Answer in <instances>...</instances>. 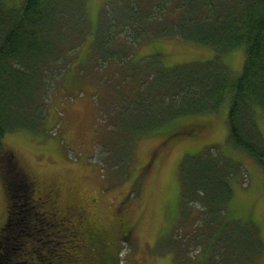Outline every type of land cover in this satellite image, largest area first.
Wrapping results in <instances>:
<instances>
[{"label": "rangeland", "instance_id": "obj_1", "mask_svg": "<svg viewBox=\"0 0 264 264\" xmlns=\"http://www.w3.org/2000/svg\"><path fill=\"white\" fill-rule=\"evenodd\" d=\"M24 2L0 0V5L20 9ZM108 2L86 0L90 31L81 44L65 53L67 66L44 94L45 119L39 114V96L12 95V100L19 101L7 110L10 116L4 123L16 128L8 130L1 142L13 158L5 161L0 148V231L14 219L13 212L7 218L6 175L1 167V162H7L16 173L13 201L21 200L25 190L17 173L35 180L36 196L50 190L56 193L47 197L46 207L82 238L81 248L75 243L72 264H111L112 257L120 259L118 264H206L205 252L214 250L217 226L203 242L199 225L205 213L193 197L184 199V181L190 185L189 194L196 186L221 190L215 185L217 175L232 188L224 218L235 217L254 226L260 244L253 263L264 264V164L228 138L232 94L226 93L217 110L189 114L182 121L169 120L148 130L133 128L137 120L123 114L128 103L123 93L135 89L142 76L149 74V78L162 67L176 66L171 76L190 77L195 71H207L219 53L210 44L162 35L138 42L126 64L112 61L99 66L94 58L95 37ZM36 62H29L34 77L40 73ZM194 62L201 66L184 67ZM218 62L232 80L238 79L246 62L245 47L224 52ZM258 114L264 138V116ZM120 115L129 120L128 130L122 127L125 122ZM178 125L196 126L202 136L177 140L174 128ZM211 149L222 156L217 167L216 161L195 155ZM100 232L102 244L92 235ZM123 233H127L124 238ZM1 240L0 233V245ZM238 250L247 254L246 243Z\"/></svg>", "mask_w": 264, "mask_h": 264}, {"label": "trees", "instance_id": "obj_2", "mask_svg": "<svg viewBox=\"0 0 264 264\" xmlns=\"http://www.w3.org/2000/svg\"><path fill=\"white\" fill-rule=\"evenodd\" d=\"M85 2L25 0L20 9L0 5V148L5 161L13 158L1 144L4 134L16 128L4 124L10 116L7 110L19 101V98L11 99L13 93L20 92L27 99L39 96V114L42 119L46 118L44 94H48L53 81H57L67 66L69 56L65 53L81 44L90 31ZM162 35L182 36L210 44L219 55L209 62L207 71H195L190 77L182 78L175 73L171 76V70L176 66L162 67L149 78V74L142 76V82L135 89L123 93L124 100L128 101L122 108L123 114L137 120L133 128L155 127L189 114L217 110L226 93H230L228 138L264 164V138L257 122L259 112L264 116V0H109L96 32L94 58L99 66L112 61L126 64L131 59L129 51L138 42ZM240 45L245 47L246 62L241 76L232 80L230 72L218 60L221 54ZM32 61L39 62L37 77L30 68ZM194 66L201 64L184 65ZM139 96L142 97L137 102ZM120 119L125 122L122 127L128 130L129 120L121 115ZM119 127L120 122L117 130ZM189 130L195 137H190L193 140L202 136L196 126ZM213 149L195 155L216 161L217 167L222 156ZM188 159L182 169L189 163ZM234 166L239 171V167ZM1 167L6 175L3 180L8 198L7 218L13 212L14 219L0 231V264H72L73 251L77 250L75 243L81 248L82 238L72 226H64L54 210L46 207L47 197L54 196L55 192L50 190L36 196L35 180L25 172H22L25 175L17 173L25 190L16 204L12 200L16 173L8 168L7 162H1ZM216 180L215 185L221 190L216 186L211 191L196 186L192 194L188 192L189 183L184 181V199L193 197L205 213L199 225L203 242L217 226L210 264H255V253L260 244L254 234L255 228L235 217L224 218L232 188L224 178L221 181L216 175ZM92 235L99 244L103 243L102 232ZM122 235L124 238L127 233ZM244 242L247 254H240L237 249ZM205 253L208 254L206 264H209L211 253ZM118 261L121 262L119 258H109L111 264H118Z\"/></svg>", "mask_w": 264, "mask_h": 264}, {"label": "flooded vegetation", "instance_id": "obj_3", "mask_svg": "<svg viewBox=\"0 0 264 264\" xmlns=\"http://www.w3.org/2000/svg\"><path fill=\"white\" fill-rule=\"evenodd\" d=\"M191 127L192 126H178V127H176V128H174V130H175V133H179V134H177V135H175V133L173 134V135H175V139H177V140H181V139H184V138H190V137H192L190 134H189V131L190 130H185L186 128L188 129H191ZM192 138H195V137H192ZM191 138V139H192ZM56 194V193H55ZM54 194V195H55Z\"/></svg>", "mask_w": 264, "mask_h": 264}, {"label": "bare ground", "instance_id": "obj_4", "mask_svg": "<svg viewBox=\"0 0 264 264\" xmlns=\"http://www.w3.org/2000/svg\"><path fill=\"white\" fill-rule=\"evenodd\" d=\"M208 101V100H207Z\"/></svg>", "mask_w": 264, "mask_h": 264}]
</instances>
